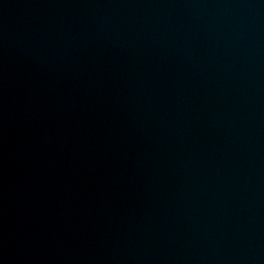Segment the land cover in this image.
Wrapping results in <instances>:
<instances>
[{
    "label": "water",
    "instance_id": "water-1",
    "mask_svg": "<svg viewBox=\"0 0 264 264\" xmlns=\"http://www.w3.org/2000/svg\"><path fill=\"white\" fill-rule=\"evenodd\" d=\"M0 264H264V0H0Z\"/></svg>",
    "mask_w": 264,
    "mask_h": 264
}]
</instances>
